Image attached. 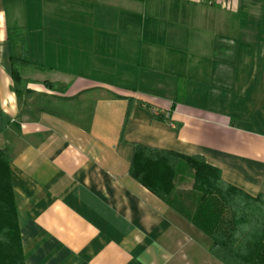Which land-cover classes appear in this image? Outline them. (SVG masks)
Returning a JSON list of instances; mask_svg holds the SVG:
<instances>
[{
	"label": "crops",
	"instance_id": "crops-1",
	"mask_svg": "<svg viewBox=\"0 0 264 264\" xmlns=\"http://www.w3.org/2000/svg\"><path fill=\"white\" fill-rule=\"evenodd\" d=\"M0 14L24 263L224 264L129 165L134 143L201 155L264 194V0H0ZM11 29L32 63L19 96Z\"/></svg>",
	"mask_w": 264,
	"mask_h": 264
},
{
	"label": "trees",
	"instance_id": "trees-1",
	"mask_svg": "<svg viewBox=\"0 0 264 264\" xmlns=\"http://www.w3.org/2000/svg\"><path fill=\"white\" fill-rule=\"evenodd\" d=\"M11 90L19 96L28 80L23 67L32 66L18 29L9 32ZM52 90L57 82L43 81ZM164 119L163 115H156ZM0 106V133L10 123ZM129 174L178 214L207 235L210 254L224 264H264V194L249 195L226 182L217 167L201 155H185L134 143ZM191 177L188 193L178 192L177 183ZM190 197L189 211L184 198ZM17 219V207L9 170V155L0 148V264H25Z\"/></svg>",
	"mask_w": 264,
	"mask_h": 264
},
{
	"label": "rangeland",
	"instance_id": "rangeland-1",
	"mask_svg": "<svg viewBox=\"0 0 264 264\" xmlns=\"http://www.w3.org/2000/svg\"><path fill=\"white\" fill-rule=\"evenodd\" d=\"M190 183H191V177H188L187 178V181L183 183V188L180 191H183L184 193H187L185 191H188L189 190ZM183 201H184V204H185V206L187 207V209L189 211H192L194 209V206L195 205L191 203L190 197L184 198Z\"/></svg>",
	"mask_w": 264,
	"mask_h": 264
},
{
	"label": "clouds",
	"instance_id": "clouds-1",
	"mask_svg": "<svg viewBox=\"0 0 264 264\" xmlns=\"http://www.w3.org/2000/svg\"><path fill=\"white\" fill-rule=\"evenodd\" d=\"M0 15H2V14H0Z\"/></svg>",
	"mask_w": 264,
	"mask_h": 264
}]
</instances>
